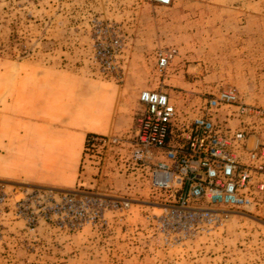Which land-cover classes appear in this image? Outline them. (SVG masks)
I'll use <instances>...</instances> for the list:
<instances>
[{
	"label": "rangeland",
	"instance_id": "1",
	"mask_svg": "<svg viewBox=\"0 0 264 264\" xmlns=\"http://www.w3.org/2000/svg\"><path fill=\"white\" fill-rule=\"evenodd\" d=\"M226 87L264 108V0H0V264H264V198L189 237L151 185L161 152L134 157L143 91L176 106L183 150L204 114L264 138V116L209 109ZM66 192L105 201L102 219L43 220Z\"/></svg>",
	"mask_w": 264,
	"mask_h": 264
},
{
	"label": "built area",
	"instance_id": "2",
	"mask_svg": "<svg viewBox=\"0 0 264 264\" xmlns=\"http://www.w3.org/2000/svg\"><path fill=\"white\" fill-rule=\"evenodd\" d=\"M170 55L163 56L160 65L165 66ZM140 99L147 110L137 119L134 157L143 164L151 158L148 148L161 152L151 170V185L174 195V223L179 222L184 235L209 233L222 226L227 212L248 214L263 203L264 138L250 134L253 128L226 134L211 114L200 115L192 121L183 150L169 142L177 108L168 96L143 91ZM207 104L210 110L236 104L240 117L264 116V108L238 103L233 87L220 89ZM47 202L38 205L39 216L70 230L102 219L106 207L90 194L70 192Z\"/></svg>",
	"mask_w": 264,
	"mask_h": 264
},
{
	"label": "crops",
	"instance_id": "3",
	"mask_svg": "<svg viewBox=\"0 0 264 264\" xmlns=\"http://www.w3.org/2000/svg\"><path fill=\"white\" fill-rule=\"evenodd\" d=\"M87 131H91V130H87Z\"/></svg>",
	"mask_w": 264,
	"mask_h": 264
}]
</instances>
